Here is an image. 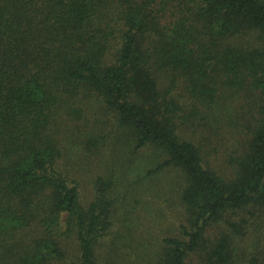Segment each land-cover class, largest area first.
I'll return each instance as SVG.
<instances>
[{"label":"trees","instance_id":"16d2710c","mask_svg":"<svg viewBox=\"0 0 264 264\" xmlns=\"http://www.w3.org/2000/svg\"><path fill=\"white\" fill-rule=\"evenodd\" d=\"M152 245L264 264V0H0V264Z\"/></svg>","mask_w":264,"mask_h":264},{"label":"rangeland","instance_id":"374dc122","mask_svg":"<svg viewBox=\"0 0 264 264\" xmlns=\"http://www.w3.org/2000/svg\"><path fill=\"white\" fill-rule=\"evenodd\" d=\"M129 179L133 182L134 181V177L133 176H129ZM123 186L120 187V191L122 192V196H126L127 200L129 201V204H131L129 206V209H131L132 205H135L134 202V197H131V191L133 189H129L128 187H130L129 182L124 179V181H122ZM140 193V192H139ZM138 215L134 214V213H128V214H124L121 213V215L118 218V227H125L126 225H130L132 224L135 220H137ZM133 225H135L137 227V229L139 230L140 233H143L144 229L147 227V221L144 219V221H137L135 223H133ZM161 225L157 226L160 227ZM165 227H167L166 224H164ZM166 229V228H165ZM134 235H138L136 234V232L134 233ZM150 250H148L147 253V257L144 259L145 261H142L143 264H148L151 260V258L153 257L154 253L157 250V246L152 245L150 248Z\"/></svg>","mask_w":264,"mask_h":264}]
</instances>
